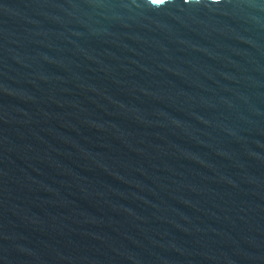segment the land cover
Masks as SVG:
<instances>
[{"label":"water","instance_id":"water-1","mask_svg":"<svg viewBox=\"0 0 264 264\" xmlns=\"http://www.w3.org/2000/svg\"><path fill=\"white\" fill-rule=\"evenodd\" d=\"M0 264H264V0H0Z\"/></svg>","mask_w":264,"mask_h":264},{"label":"snow or ice","instance_id":"snow-or-ice-1","mask_svg":"<svg viewBox=\"0 0 264 264\" xmlns=\"http://www.w3.org/2000/svg\"><path fill=\"white\" fill-rule=\"evenodd\" d=\"M153 2H155V3H161L162 0H153Z\"/></svg>","mask_w":264,"mask_h":264}]
</instances>
